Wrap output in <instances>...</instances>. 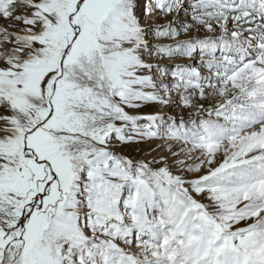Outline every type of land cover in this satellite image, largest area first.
<instances>
[{"label":"snow or ice","instance_id":"snow-or-ice-1","mask_svg":"<svg viewBox=\"0 0 264 264\" xmlns=\"http://www.w3.org/2000/svg\"><path fill=\"white\" fill-rule=\"evenodd\" d=\"M0 264H264V0H0Z\"/></svg>","mask_w":264,"mask_h":264}]
</instances>
